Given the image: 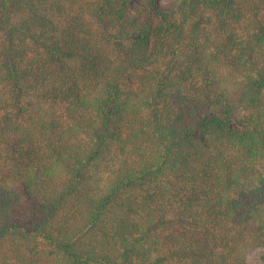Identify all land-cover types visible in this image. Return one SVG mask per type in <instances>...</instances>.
I'll use <instances>...</instances> for the list:
<instances>
[{
    "label": "trees",
    "instance_id": "1",
    "mask_svg": "<svg viewBox=\"0 0 264 264\" xmlns=\"http://www.w3.org/2000/svg\"><path fill=\"white\" fill-rule=\"evenodd\" d=\"M132 1L0 0V264L264 248V0Z\"/></svg>",
    "mask_w": 264,
    "mask_h": 264
},
{
    "label": "rangeland",
    "instance_id": "2",
    "mask_svg": "<svg viewBox=\"0 0 264 264\" xmlns=\"http://www.w3.org/2000/svg\"><path fill=\"white\" fill-rule=\"evenodd\" d=\"M146 0H133L130 6V9L128 11V16L134 17L135 15V8L139 7L143 2ZM176 0H158V3L161 7H169L172 4L175 3ZM247 115L246 111L238 110L236 111L234 115V121L233 125L236 126L239 121H242V119ZM262 256H264V248L257 247V248H251L246 251L244 254L243 264H263L262 262Z\"/></svg>",
    "mask_w": 264,
    "mask_h": 264
}]
</instances>
